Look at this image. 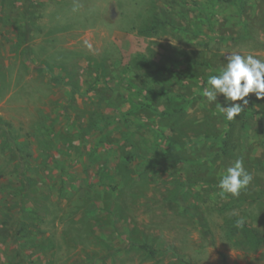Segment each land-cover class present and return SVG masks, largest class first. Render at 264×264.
Returning a JSON list of instances; mask_svg holds the SVG:
<instances>
[{
	"label": "rangeland",
	"instance_id": "rangeland-1",
	"mask_svg": "<svg viewBox=\"0 0 264 264\" xmlns=\"http://www.w3.org/2000/svg\"><path fill=\"white\" fill-rule=\"evenodd\" d=\"M232 52L264 0H0V264H264V100L201 95Z\"/></svg>",
	"mask_w": 264,
	"mask_h": 264
},
{
	"label": "clouds",
	"instance_id": "clouds-1",
	"mask_svg": "<svg viewBox=\"0 0 264 264\" xmlns=\"http://www.w3.org/2000/svg\"><path fill=\"white\" fill-rule=\"evenodd\" d=\"M72 10L78 11L79 4H75ZM226 60L219 74L208 77L207 87L201 95L208 103H215L226 120L233 121L244 112L248 105L246 97L250 94L264 100V59L254 54L232 52L227 55ZM219 95L225 97L227 107L216 103ZM237 101L243 103H234ZM252 181L253 176L244 167L243 160L237 159L223 172L217 187L221 196H239Z\"/></svg>",
	"mask_w": 264,
	"mask_h": 264
},
{
	"label": "trees",
	"instance_id": "trees-1",
	"mask_svg": "<svg viewBox=\"0 0 264 264\" xmlns=\"http://www.w3.org/2000/svg\"><path fill=\"white\" fill-rule=\"evenodd\" d=\"M25 2H29V0H24ZM25 13L28 14V9L27 7L24 8ZM6 125V124H5ZM8 126V125H6ZM17 155L19 156V152H17ZM25 185L29 186V180L25 179ZM243 225V224H242ZM245 226V225H244ZM247 230H249L250 232H252V234L254 235V237L256 238V240L260 243L264 244V236L261 235L260 233H258L257 231L251 229V228H246ZM206 233H208V231L205 229ZM20 230L18 229V231L16 230H12L11 226H0V238L1 239H5V240H10L11 242H13L14 244L20 245V240H19V233ZM148 254H150L151 256H154L155 251L153 250V248L147 244L142 245L141 246ZM19 256H22L21 254ZM21 261H19L17 264H27L25 259L20 258Z\"/></svg>",
	"mask_w": 264,
	"mask_h": 264
},
{
	"label": "crops",
	"instance_id": "crops-1",
	"mask_svg": "<svg viewBox=\"0 0 264 264\" xmlns=\"http://www.w3.org/2000/svg\"><path fill=\"white\" fill-rule=\"evenodd\" d=\"M3 240H5V239H3ZM9 240V239H8ZM10 241V240H9ZM21 253H19L18 254V256L20 255ZM22 255V254H21ZM19 258H22V259H24L22 256H19ZM26 262H27V264H29V257H27L26 259ZM19 261H20V259H19ZM18 262H16L15 264H17Z\"/></svg>",
	"mask_w": 264,
	"mask_h": 264
}]
</instances>
